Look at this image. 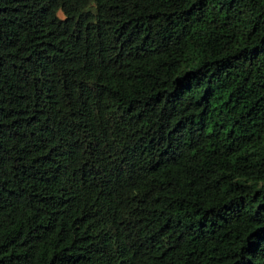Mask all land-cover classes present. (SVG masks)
I'll return each mask as SVG.
<instances>
[{
	"label": "trees",
	"instance_id": "trees-1",
	"mask_svg": "<svg viewBox=\"0 0 264 264\" xmlns=\"http://www.w3.org/2000/svg\"><path fill=\"white\" fill-rule=\"evenodd\" d=\"M0 264H264V0H0Z\"/></svg>",
	"mask_w": 264,
	"mask_h": 264
}]
</instances>
